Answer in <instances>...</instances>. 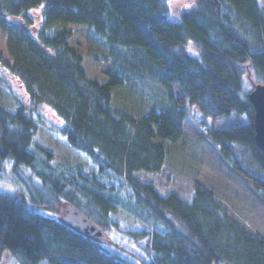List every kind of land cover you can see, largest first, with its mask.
<instances>
[{
  "label": "trees",
  "instance_id": "obj_1",
  "mask_svg": "<svg viewBox=\"0 0 264 264\" xmlns=\"http://www.w3.org/2000/svg\"><path fill=\"white\" fill-rule=\"evenodd\" d=\"M192 1L193 8L171 20L168 0H0V30L11 58L0 53V66L28 90L37 88V99L61 121L67 144L97 166L86 171L54 161L36 143L38 127L27 107L16 102L12 111L0 104V181L9 164L38 182L25 192L0 193V259L135 264L65 224L69 205L106 236L118 230L112 213L129 214L142 226L124 234L145 240L142 264H264V238L233 221L210 189L195 184L186 199L139 178L161 175L168 158L163 142L182 138L188 106L212 120L233 114L247 119L206 128L205 136L264 197V154L255 145L244 85L245 77L264 85V0ZM69 24L87 27L93 60L110 63L107 82L87 77L70 44ZM189 44L198 56L187 52ZM120 87L147 104L143 116L114 108L113 92ZM236 148L263 177L243 165Z\"/></svg>",
  "mask_w": 264,
  "mask_h": 264
},
{
  "label": "rangeland",
  "instance_id": "obj_2",
  "mask_svg": "<svg viewBox=\"0 0 264 264\" xmlns=\"http://www.w3.org/2000/svg\"><path fill=\"white\" fill-rule=\"evenodd\" d=\"M195 6L192 0H168L169 18L178 20L182 12ZM66 28L72 31L71 46L82 58V67L89 79L98 83L107 82V72L110 71V63L102 65L95 62L92 57L86 35L87 27L69 24ZM192 56H198L193 45L186 47ZM1 57L11 62L7 50V35L0 30ZM149 91H155L160 95L165 93L161 87L148 85ZM247 91H251L254 85L247 77L244 78ZM37 88L28 90L10 73L0 66V104L9 110H15L14 103H23L28 113L37 124L36 143L49 150L54 155V161L66 162L71 165L81 164L86 171H95L97 166L83 153L72 149L64 136L59 133L62 123L57 119L53 111L37 99ZM36 93V94H35ZM175 94L179 95L175 88ZM112 104L115 109H126L135 116H143L146 113L147 104L137 96H131L127 87L114 89ZM186 113L183 122V136L175 144L163 142L168 158L160 176L147 177L139 175L141 180H150L154 183L158 192L166 194L177 192L181 197L188 199L195 184L210 189L216 199L227 210L230 218L240 224L246 231L264 238V197L254 190L252 184L233 172L220 156L218 148L205 136L206 128L225 129L230 126L245 124L247 119L235 114L212 120L204 118L195 108L184 107ZM204 121L205 124L201 125ZM236 153L243 165L255 176L263 177L260 170L249 162L246 153L236 148ZM29 185H38L35 178L27 169H21L14 173L11 165H6L5 176L0 181V193H17L26 190ZM111 217L116 221L118 230L108 232L109 240L105 246L114 253L135 263L142 264L146 259V244L144 239L132 240L125 231H138L142 226L129 214L122 210L112 213ZM0 264H17L9 255L4 254Z\"/></svg>",
  "mask_w": 264,
  "mask_h": 264
},
{
  "label": "water",
  "instance_id": "obj_3",
  "mask_svg": "<svg viewBox=\"0 0 264 264\" xmlns=\"http://www.w3.org/2000/svg\"><path fill=\"white\" fill-rule=\"evenodd\" d=\"M248 100L253 107L254 141L257 149L264 154V85L257 84L248 93ZM63 221L78 233L96 241L107 242L106 234L90 219L83 216L72 206H65Z\"/></svg>",
  "mask_w": 264,
  "mask_h": 264
}]
</instances>
